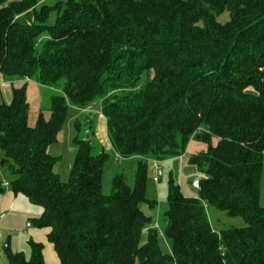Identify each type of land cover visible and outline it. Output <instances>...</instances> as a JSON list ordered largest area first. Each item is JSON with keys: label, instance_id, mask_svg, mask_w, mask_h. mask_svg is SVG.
Returning a JSON list of instances; mask_svg holds the SVG:
<instances>
[{"label": "trees", "instance_id": "trees-1", "mask_svg": "<svg viewBox=\"0 0 264 264\" xmlns=\"http://www.w3.org/2000/svg\"><path fill=\"white\" fill-rule=\"evenodd\" d=\"M0 74L21 81L0 101L11 175L0 194L41 208L34 225L49 228L57 264H264V0H0ZM28 80L45 99L33 123ZM96 101L115 155L137 158L133 185L117 174L106 194L109 155L93 153L88 115L74 122L67 180L48 151L68 110ZM190 140L206 144L188 158L197 196L170 173L155 222L140 207L155 203L149 159L181 156ZM208 208L244 224L215 229ZM29 246L26 258L6 245L8 264H46L43 245Z\"/></svg>", "mask_w": 264, "mask_h": 264}, {"label": "rangeland", "instance_id": "rangeland-1", "mask_svg": "<svg viewBox=\"0 0 264 264\" xmlns=\"http://www.w3.org/2000/svg\"><path fill=\"white\" fill-rule=\"evenodd\" d=\"M227 18L228 14L223 13L218 17V20L223 22ZM26 96L31 112L34 111L35 107H42V105L45 104L43 90L35 83L26 81ZM98 114V101L90 105L89 112H81L80 110H75L74 107L68 110L66 122L61 130L62 132L59 136V140H57V142L49 148L50 153L58 158L55 167L56 170L58 168V172L56 170L55 171L57 172L61 180L68 179L69 170L74 158V152L72 151L70 146L71 138L75 134L74 122L76 121V119L83 118V116L88 115L93 121L92 129H94ZM64 134L67 136L65 141L62 140V136L64 137ZM91 139L94 146L93 153L99 151L103 147L109 155V159L104 167L101 185L102 192L106 194L111 191V180L113 176L117 174H122L125 177L127 184L130 186L133 185L137 158H118L109 145V141H106L105 136L102 140L103 143H100V140L94 135H92ZM205 149V143L196 140H190L185 149V152L181 157H172L161 163L163 176L159 179L158 182H153L152 180L153 171L151 163L149 162L150 164L148 165L147 195L150 199L155 200V203L152 206L140 204V207L144 211V213L151 216L155 222H159L163 212L167 208V179L170 173L179 184L180 189L185 196H197V188L194 182L196 179H200L202 174L201 171H199L194 165H191L188 162V158L191 154L203 152ZM2 157L3 152L0 150V160ZM9 179H11L10 173L8 172L6 167L1 166L0 164V181L9 182ZM8 190L11 191L10 188H7V191ZM17 198L18 200L16 202L14 201L13 204V211L11 212L13 214L10 213L8 216L3 217L2 219L3 223H6L7 225L9 224L11 226V229L9 231L5 232L4 230V244L7 242V235H10V239L8 240L9 249L14 252L20 251L25 255L26 258H29L30 236L26 235L24 232L25 223L30 222L31 228H39L34 225V220L40 216L41 208L30 203L29 200L22 194H17ZM260 205L264 206V165L262 168L260 180ZM207 211L210 223L215 229L230 226H242L244 224V221L240 217H228L223 212L214 208H208ZM159 237L162 246L167 251H169V246L167 245L161 233V226L159 228Z\"/></svg>", "mask_w": 264, "mask_h": 264}, {"label": "crops", "instance_id": "crops-1", "mask_svg": "<svg viewBox=\"0 0 264 264\" xmlns=\"http://www.w3.org/2000/svg\"><path fill=\"white\" fill-rule=\"evenodd\" d=\"M27 82L35 83V82L29 81V80ZM20 83H21V81H12V82L11 81H5L2 78V75L0 74V98H1L0 101H3L5 103L10 102L12 84L17 86V85H20ZM40 108L41 107H37V108L35 107L33 112L29 111V122L30 123H33L35 121L36 115H37ZM74 109L78 110V111L80 110L81 112L90 111V107L87 109H77V108H74ZM45 116L46 117L49 116L48 111L45 112ZM93 130H94V136L100 140L99 141L100 143H103L102 140H103L104 136H105L106 141H109L108 136H107V132H106L105 118L100 113V111H99V114H98V117H97V120L95 123V127ZM61 132L58 134L57 140H59V136H60ZM66 137L67 136L64 134V137L62 136V140L65 141ZM109 145L111 146L110 142H109ZM70 146H71V149L73 151L71 142H70ZM49 148H48V151L50 152ZM111 148H112V146H111ZM163 162L164 161L160 162V166H161V163H163ZM55 167H56V165H55ZM55 170H56V168H55ZM56 171L58 172V168ZM162 176H163V170H162ZM10 180L11 179H9V182H10ZM17 200H18L17 194H13L12 191L6 190L5 193L0 194V217H1V220H0V264H8V259L6 256L5 247H6V245H8V240L10 239V235H7V238H6L7 242L4 244V238H5L4 230L6 232V231H9L11 229V226L9 224H8L9 225L8 226L6 223H3L2 219H3V217L8 216L13 211L14 201L16 202ZM11 214H13V213H11ZM12 216H9V217H12ZM27 223H29V225H27ZM48 231H49V228H46V227L37 228V229L31 228L30 222L25 223V228H24L25 234L29 235L31 240H33L37 243H41L43 245L42 254H43V258H44L45 263L46 264H57L59 262L58 256H57V254L53 248V245L47 240Z\"/></svg>", "mask_w": 264, "mask_h": 264}, {"label": "built area", "instance_id": "built-area-1", "mask_svg": "<svg viewBox=\"0 0 264 264\" xmlns=\"http://www.w3.org/2000/svg\"><path fill=\"white\" fill-rule=\"evenodd\" d=\"M149 162L151 163V167H152V171H153L152 180H153V182H158L159 179H160V177L162 176V168L160 166V162L161 161L156 160V159H149ZM2 184L5 187L8 186V183L7 182H3ZM27 225H29V223H27Z\"/></svg>", "mask_w": 264, "mask_h": 264}, {"label": "water", "instance_id": "water-1", "mask_svg": "<svg viewBox=\"0 0 264 264\" xmlns=\"http://www.w3.org/2000/svg\"><path fill=\"white\" fill-rule=\"evenodd\" d=\"M198 180L199 179H196L195 182H194L196 186L198 185Z\"/></svg>", "mask_w": 264, "mask_h": 264}]
</instances>
